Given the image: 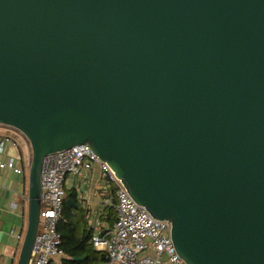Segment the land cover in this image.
<instances>
[{
  "label": "water",
  "instance_id": "95a60500",
  "mask_svg": "<svg viewBox=\"0 0 264 264\" xmlns=\"http://www.w3.org/2000/svg\"><path fill=\"white\" fill-rule=\"evenodd\" d=\"M0 125L31 152L17 264L79 145L185 264H264V0H0Z\"/></svg>",
  "mask_w": 264,
  "mask_h": 264
},
{
  "label": "built area",
  "instance_id": "2783aa9c",
  "mask_svg": "<svg viewBox=\"0 0 264 264\" xmlns=\"http://www.w3.org/2000/svg\"><path fill=\"white\" fill-rule=\"evenodd\" d=\"M0 130L9 133L25 150L29 167L31 152L25 136L4 125H0ZM93 167H98L104 182L113 186L115 198V223L93 234L90 240L93 249L104 254L101 264H185L171 240L170 224L154 219L144 207L137 205L111 169L87 145L55 152L43 159L39 227L28 264H50L64 257L56 227L62 213L66 181L85 176ZM0 168L22 173L12 162L1 163ZM110 202L105 199L102 203ZM17 240L22 242L23 236H17Z\"/></svg>",
  "mask_w": 264,
  "mask_h": 264
},
{
  "label": "crops",
  "instance_id": "0c3cea01",
  "mask_svg": "<svg viewBox=\"0 0 264 264\" xmlns=\"http://www.w3.org/2000/svg\"><path fill=\"white\" fill-rule=\"evenodd\" d=\"M27 156L9 133L0 130V164L12 162L17 169L22 170L21 174H17L11 169L0 168V264H17L22 244L17 236L24 237L26 230ZM69 190L78 193L79 206L93 234L112 227L110 221L105 219V210L108 206L115 210L112 204L115 200L114 188L104 182L98 167H93L83 177L69 178L65 191ZM105 199L112 202L104 205L102 202ZM61 259L52 263L59 264Z\"/></svg>",
  "mask_w": 264,
  "mask_h": 264
},
{
  "label": "trees",
  "instance_id": "16d2710c",
  "mask_svg": "<svg viewBox=\"0 0 264 264\" xmlns=\"http://www.w3.org/2000/svg\"><path fill=\"white\" fill-rule=\"evenodd\" d=\"M77 198L78 193L75 190L65 191L62 213L56 227L64 251V257L59 264H101L104 254L94 250L90 243L93 231L86 225ZM112 204H115V200ZM105 211V219L113 226L116 220L115 210L108 206Z\"/></svg>",
  "mask_w": 264,
  "mask_h": 264
}]
</instances>
